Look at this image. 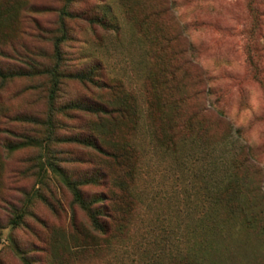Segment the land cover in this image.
<instances>
[{
	"label": "rangeland",
	"instance_id": "1",
	"mask_svg": "<svg viewBox=\"0 0 264 264\" xmlns=\"http://www.w3.org/2000/svg\"><path fill=\"white\" fill-rule=\"evenodd\" d=\"M0 50L11 56L0 55V66L24 70L30 59L51 67L58 54L61 73L56 89L46 73L0 79V264H152L159 251L199 246L204 264H264V0H0ZM167 68L173 91L155 85ZM95 69L102 79L95 83L107 88L69 76ZM117 98L135 109L136 134L112 113L68 107L75 100L117 106ZM200 102L209 109L206 141L216 144L202 156ZM161 111L177 114L176 144L168 148L154 137V126L172 129L158 119ZM190 116L198 139L182 143ZM100 120L108 142L132 136L142 153L130 225L113 251L60 179L116 170L70 139L87 141ZM27 136L31 142L18 146ZM236 153L234 180L243 184L227 191L231 207L218 205L217 234L199 233L213 192L204 183L222 180ZM79 187L88 199L106 191Z\"/></svg>",
	"mask_w": 264,
	"mask_h": 264
},
{
	"label": "trees",
	"instance_id": "2",
	"mask_svg": "<svg viewBox=\"0 0 264 264\" xmlns=\"http://www.w3.org/2000/svg\"><path fill=\"white\" fill-rule=\"evenodd\" d=\"M92 19L98 22L102 20L99 19V16L96 13H93ZM0 55L11 57L1 50ZM59 58L60 57H58L57 54L55 63L51 67L43 65L42 61L36 59H30L29 63H27L26 61L24 62L26 66H28L26 70L19 67H11L10 65L3 67L1 65L0 79L7 80V78L19 73L20 75L27 76H38L46 73L50 76L53 87L56 89L59 83V76L61 75L59 71ZM69 76L74 77V79L77 81L79 80L83 82H90L92 84H96L97 86H99L100 84L103 85V83H99L98 81H96L95 83L94 81L102 80L101 77L96 75V69L95 72L94 70H91L87 71L86 73L69 74ZM173 77V70L167 68L164 77L161 79H157L155 81V85L161 90L168 89L170 91H173ZM103 86L104 88H107V85ZM52 92H54V89H52ZM199 93H201V90H199ZM55 97L56 95L51 94V106L55 103ZM74 102L75 103H68V107L83 110L85 112H88L89 114L94 115L95 117H99L100 115H106L107 117H109L111 116L110 113H112L114 116L121 117V119H127V121L130 122L132 134H136L138 130L139 123L135 109L130 106L125 98H117L114 103L117 106H112L110 104L112 102H110L109 105L108 103L103 102H90L89 104L86 100H75ZM174 103L176 104L175 100ZM107 109L109 112L107 111ZM208 111L209 109L207 108V106L203 102H200L199 129L195 133L199 134V155L201 156L204 152H206V154H212L214 152V147L211 146L216 145L209 143L205 138V135H207L209 128L203 116ZM176 116L177 114H175V118L173 119L171 115H168V113H166L165 115L162 111L158 114V119L161 121V123L163 125L166 124L164 126H172L171 131L168 132L164 131L162 127L154 126L153 131L155 132V140L164 148H168L171 145L176 144L174 134V128L177 126ZM191 119L192 116H190L186 120H182L183 123L181 124V127L188 131L186 137H183L180 140V142L182 143L186 141H193L194 143H196V138L198 139V137L194 135ZM28 121L39 123L34 120ZM101 121L102 120L92 123V132L96 133V135L93 133L94 137L88 135L89 137H85L87 138V141L75 138L70 139L90 145L98 152V154L102 156V159L105 162H107L108 164L110 162L114 163L113 165H115L116 170L108 171L105 168L97 169L95 167L96 169H92V171H90L91 176L89 177V179L74 181L67 176H61L60 179H62V183H64V185L70 190L72 201L87 213V217L95 234L102 235L105 238L106 244L109 248L108 250L113 251L114 246L116 245L114 242H120L122 240L130 225V221L132 218V204L134 200L133 198L136 196V194H134V187L132 185L135 181V178L138 177V173L142 170V153L141 150H138L132 144V136L130 139L125 141L124 138L123 141L117 142L116 144H114L113 142H108L111 133L105 130L104 121ZM47 122V125L50 128H54L59 123L54 121L53 116L50 112L48 113ZM29 138L32 139L31 136H27V141L19 143L18 146L22 147L29 144L31 142V139ZM178 143L179 141L177 140V144ZM236 159L237 153L233 158L232 164L226 166V175L222 180H217L211 183H204V187L208 190H212L213 192L212 194H210V197L207 201V212L204 213L203 218L199 219V233H203L204 235L213 234L214 236L217 234L216 231L219 227H217V225L215 224L214 219L218 214V205H222L226 209L227 206L231 207L230 203L233 200V197L228 194L227 191L229 189L242 186V182L235 183L234 180V174L236 172L234 170V165L235 167L239 166V164L236 163ZM103 164L105 163L103 162ZM81 184H101L106 188V191L97 193V195L88 199L83 195L79 187V185ZM99 201H104L105 206L102 207V210L95 209V204ZM20 216L21 215L19 213L16 214L13 224H16L17 219ZM112 224L114 225V228H117L115 224H118L120 228H117V231L114 228L112 230ZM204 250L205 249H202L199 246V251H195L193 249V252H189L188 250L184 251L183 253L179 251H170L169 253L159 251L157 252L156 258H153L152 264H204L201 255V252H204Z\"/></svg>",
	"mask_w": 264,
	"mask_h": 264
}]
</instances>
